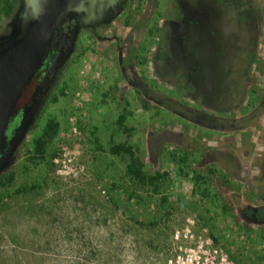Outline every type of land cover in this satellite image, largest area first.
<instances>
[{"label":"rangeland","instance_id":"1","mask_svg":"<svg viewBox=\"0 0 264 264\" xmlns=\"http://www.w3.org/2000/svg\"><path fill=\"white\" fill-rule=\"evenodd\" d=\"M178 1L126 0L109 23L76 34L0 171V264L264 263V108L235 132L185 116L194 108L225 119L257 115L264 0H245L255 53L242 101L223 112L162 75L159 36ZM23 11L22 0H0V42L16 34ZM223 73L218 65L206 72L217 83ZM121 116L129 132L118 126ZM50 122L58 130L41 159L34 142ZM168 130L182 139L161 142L153 158L150 143ZM120 144L133 148L147 175H162L155 187L127 175L128 158L110 153Z\"/></svg>","mask_w":264,"mask_h":264},{"label":"flooded vegetation","instance_id":"2","mask_svg":"<svg viewBox=\"0 0 264 264\" xmlns=\"http://www.w3.org/2000/svg\"><path fill=\"white\" fill-rule=\"evenodd\" d=\"M125 1L121 5L105 8L98 17L85 22L79 21L80 14L75 13L59 30L66 34H70L75 27L76 34L82 29L94 30L111 21L115 13L124 8ZM167 15L166 25L159 36L162 75L176 78L182 93L205 108L217 112L237 108L243 98L244 68L253 61L255 53L254 18L248 3L245 0H179L168 10ZM69 43L70 40L67 39L62 48L59 45L57 50L50 53L41 69L39 85L45 76H49L51 63L60 51L67 59L71 51L68 50ZM262 63L264 64V52ZM216 64L224 72L220 83L206 74ZM263 108L264 87L257 101V115H253L251 119H225L197 108L186 114L196 116L199 121L197 124L203 128H207V124L209 127L219 126L224 131L235 132L243 130L256 116L260 117ZM18 120L19 116L12 123L10 133ZM181 139V134L168 130L163 131L153 144L159 147L163 141L179 143ZM251 218L254 219L255 216L251 215Z\"/></svg>","mask_w":264,"mask_h":264},{"label":"water","instance_id":"3","mask_svg":"<svg viewBox=\"0 0 264 264\" xmlns=\"http://www.w3.org/2000/svg\"><path fill=\"white\" fill-rule=\"evenodd\" d=\"M22 1L24 11L16 34L0 42V170L28 129L66 55L60 51L55 56L49 76L39 85L45 61L59 45L62 48L67 39L70 40L68 50L73 48L77 27L70 34L60 32L59 28L75 13L80 14L79 21L85 22L98 17L105 8L121 5L124 0ZM18 116V123L9 134Z\"/></svg>","mask_w":264,"mask_h":264},{"label":"trees","instance_id":"4","mask_svg":"<svg viewBox=\"0 0 264 264\" xmlns=\"http://www.w3.org/2000/svg\"><path fill=\"white\" fill-rule=\"evenodd\" d=\"M121 10L122 9H119L118 12L112 17V19L115 16H117ZM109 22L110 21H108V23ZM135 89L138 93H142L145 90L144 86L142 85L141 87H135ZM175 107H176L175 105H170L168 106V109L171 110L172 112H177V109ZM185 116L195 123L199 122L198 118L194 116L192 113L185 114ZM123 121H124V117L122 116L119 117L118 122H117L118 126L122 128L124 131L129 132V129L123 126ZM205 126L207 128L209 127V125L207 124ZM57 130H58V125L53 122H50L46 125V128L42 136L34 142V154H36V156L40 157L41 159H44L46 157L45 156L46 155V144L48 141L52 140L56 136ZM156 150H158V147L154 145L153 143H150V152L153 158H154V153L156 152ZM110 153L114 156H125L128 158V163L126 165V173L135 183L145 186V187H148V186L155 187L158 184V182L161 180L162 175L156 174L153 176H149L143 171V164L140 161V159H138L135 156V152L131 146H127L123 144L116 145L110 149ZM6 164L1 170L5 168ZM241 216L244 220H250L251 218V215L249 216L246 213H242ZM254 216H255L254 220H256L257 215L255 214ZM251 220L253 219L251 218Z\"/></svg>","mask_w":264,"mask_h":264},{"label":"crops","instance_id":"5","mask_svg":"<svg viewBox=\"0 0 264 264\" xmlns=\"http://www.w3.org/2000/svg\"><path fill=\"white\" fill-rule=\"evenodd\" d=\"M258 19H259V21H260V17H258ZM253 31H254V34H256V31L253 29Z\"/></svg>","mask_w":264,"mask_h":264},{"label":"built area","instance_id":"6","mask_svg":"<svg viewBox=\"0 0 264 264\" xmlns=\"http://www.w3.org/2000/svg\"><path fill=\"white\" fill-rule=\"evenodd\" d=\"M264 264V263H263Z\"/></svg>","mask_w":264,"mask_h":264}]
</instances>
